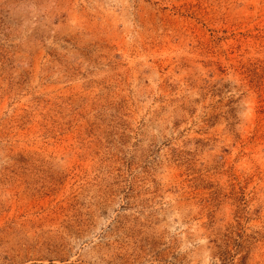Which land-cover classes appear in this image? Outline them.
<instances>
[{"label": "rangeland", "instance_id": "1", "mask_svg": "<svg viewBox=\"0 0 264 264\" xmlns=\"http://www.w3.org/2000/svg\"><path fill=\"white\" fill-rule=\"evenodd\" d=\"M0 264H264V0H0Z\"/></svg>", "mask_w": 264, "mask_h": 264}]
</instances>
